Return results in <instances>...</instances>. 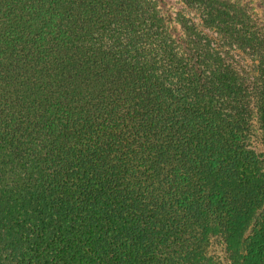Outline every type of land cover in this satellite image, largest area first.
Returning a JSON list of instances; mask_svg holds the SVG:
<instances>
[{"label":"trees","instance_id":"1","mask_svg":"<svg viewBox=\"0 0 264 264\" xmlns=\"http://www.w3.org/2000/svg\"><path fill=\"white\" fill-rule=\"evenodd\" d=\"M252 139L248 0H0V264H264Z\"/></svg>","mask_w":264,"mask_h":264},{"label":"rangeland","instance_id":"2","mask_svg":"<svg viewBox=\"0 0 264 264\" xmlns=\"http://www.w3.org/2000/svg\"><path fill=\"white\" fill-rule=\"evenodd\" d=\"M244 1V0H242ZM248 4L251 5V7L253 8V10L262 18L264 16V8L263 6L260 4V2H258V0H248ZM169 9L172 10L174 9L173 6L171 5V8L169 7ZM255 140V141H254ZM253 144L257 147L258 151L260 153H262V155L264 156V146L260 145L261 143H258V141H256V139H252Z\"/></svg>","mask_w":264,"mask_h":264}]
</instances>
